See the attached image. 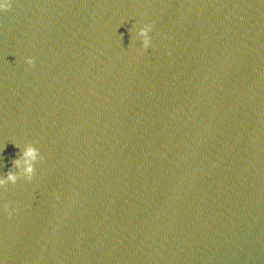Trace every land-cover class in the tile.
<instances>
[{"label": "water", "instance_id": "1", "mask_svg": "<svg viewBox=\"0 0 264 264\" xmlns=\"http://www.w3.org/2000/svg\"><path fill=\"white\" fill-rule=\"evenodd\" d=\"M3 264H264V254L159 235L0 224Z\"/></svg>", "mask_w": 264, "mask_h": 264}, {"label": "clouds", "instance_id": "2", "mask_svg": "<svg viewBox=\"0 0 264 264\" xmlns=\"http://www.w3.org/2000/svg\"><path fill=\"white\" fill-rule=\"evenodd\" d=\"M14 0H0V12H5L13 7ZM152 24L147 23L138 27L136 36L140 40L141 47L145 50L152 46ZM26 63L29 65L34 63V58L31 56L26 57ZM21 147V153L18 158L13 161V166L9 168L6 174L0 175V187L8 184L15 185L18 180L31 181L36 174V164L44 159L40 149L33 143H25L17 145ZM3 211L9 216L15 211L9 207L7 203L2 205ZM0 264H3L0 261Z\"/></svg>", "mask_w": 264, "mask_h": 264}]
</instances>
